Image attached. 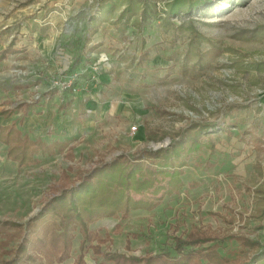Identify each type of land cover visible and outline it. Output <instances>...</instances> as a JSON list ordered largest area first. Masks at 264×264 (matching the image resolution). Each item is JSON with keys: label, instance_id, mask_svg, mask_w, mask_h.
Listing matches in <instances>:
<instances>
[{"label": "rangeland", "instance_id": "obj_1", "mask_svg": "<svg viewBox=\"0 0 264 264\" xmlns=\"http://www.w3.org/2000/svg\"><path fill=\"white\" fill-rule=\"evenodd\" d=\"M171 1L0 0V51L11 42L16 50L0 60V110L33 106L24 117L0 115V126L14 123L47 144V135L66 133L62 151L22 167L0 143V219L24 224L61 185L117 155L167 147L168 133L198 122L218 136L212 151L188 159L183 188L151 209L90 223L101 253L87 248L84 264H106L103 252L173 256L175 239L191 231L225 238L217 251L230 264L250 253L238 237L264 245V0H204L176 14ZM93 16L102 21L86 43ZM192 43L201 57L187 54ZM77 53L83 61L69 69ZM61 58L65 68L55 66ZM68 89L72 102L60 110ZM39 109L51 119L46 131L30 124L42 120ZM153 130L168 135L147 138ZM75 233L70 257L54 264L73 263Z\"/></svg>", "mask_w": 264, "mask_h": 264}, {"label": "trees", "instance_id": "obj_2", "mask_svg": "<svg viewBox=\"0 0 264 264\" xmlns=\"http://www.w3.org/2000/svg\"><path fill=\"white\" fill-rule=\"evenodd\" d=\"M199 2L203 3L204 0H172L167 9L173 14L178 13L179 8L190 12L197 8ZM108 8H112V3ZM129 9L124 6L121 17ZM99 21H102L99 16L90 18L92 27L84 39L86 43L90 42L89 36L97 30L96 24ZM191 31L193 35L198 34L194 30ZM13 45L11 42L0 51V60L16 51ZM186 52L201 57L195 43H192ZM82 61V57L77 53L68 66L69 69L77 67ZM71 92L72 89L63 91L58 106L60 110L66 109L72 102L67 98ZM31 107L32 104L20 103L15 108L0 110V115L9 116L19 109L24 117ZM217 129L219 128L214 125L197 122L176 136L168 133L171 142L167 147L153 150L143 148L135 154L117 155L110 162L96 165L81 176L78 183L56 188L55 191L58 192L45 201L38 212L24 224L0 219V264L62 262L70 257L75 232L81 233L82 237L79 241L80 252L72 264H84L83 255L87 248H91L96 254L101 253L97 245L90 243L95 237L88 228L89 224L119 213L124 215L132 209H151L163 195L183 188L182 169L188 165L192 154L202 148L210 151L214 149ZM168 134L158 130L147 131V138H162ZM0 143L6 147V158L16 162L19 167L36 163L38 154L50 156L55 149L62 151L66 146L64 141L53 140L47 144L40 138L32 139L17 129L14 123L0 126ZM218 239L222 241L225 238ZM218 239L205 231H191L186 239H175L174 249L177 254L173 256L164 253L141 257L127 256L119 252H103L102 259L106 264H230L229 260L217 251ZM237 239L242 246H248L250 253L243 261L231 264H264V245L261 242L243 237ZM212 241L213 245H202Z\"/></svg>", "mask_w": 264, "mask_h": 264}, {"label": "crops", "instance_id": "obj_3", "mask_svg": "<svg viewBox=\"0 0 264 264\" xmlns=\"http://www.w3.org/2000/svg\"><path fill=\"white\" fill-rule=\"evenodd\" d=\"M42 44H40V46H41ZM66 56V55H65ZM66 58H67V56H66ZM66 58H61L62 60L61 61H57V62H55V66L57 65V64H59V63H63V65H62V68H65L66 67V65H65V63H66ZM57 68V67H56ZM59 69V68H58ZM38 112H37V116H39V117H41L42 118V120L40 121V122H38V119L37 118H35V120H32L31 121V123L30 124H32L33 126H35V125H38L37 127H41V129L43 130V131H46L49 127H50V123H51V119H50V117L48 118L47 116H46V114H45V110H42V109H39V110H37ZM34 117L36 116V113H34V114H32ZM46 121H48V122H46ZM66 135V133L65 134H55V133H53V134H50L49 136L47 135V137H49V138H51L50 140H58V141H65V139H64V136ZM51 136V137H50ZM51 142V141H50Z\"/></svg>", "mask_w": 264, "mask_h": 264}, {"label": "built area", "instance_id": "obj_4", "mask_svg": "<svg viewBox=\"0 0 264 264\" xmlns=\"http://www.w3.org/2000/svg\"><path fill=\"white\" fill-rule=\"evenodd\" d=\"M131 128H133L134 130L136 129L135 126H133V127H131Z\"/></svg>", "mask_w": 264, "mask_h": 264}]
</instances>
